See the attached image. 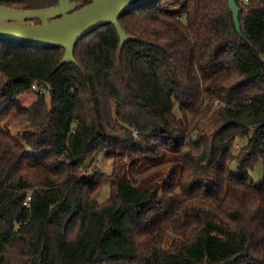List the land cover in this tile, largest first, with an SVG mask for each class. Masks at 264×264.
Instances as JSON below:
<instances>
[{"label":"trees","instance_id":"trees-1","mask_svg":"<svg viewBox=\"0 0 264 264\" xmlns=\"http://www.w3.org/2000/svg\"><path fill=\"white\" fill-rule=\"evenodd\" d=\"M234 1L242 36L227 0H148L56 71L0 42V264H264V0Z\"/></svg>","mask_w":264,"mask_h":264},{"label":"water","instance_id":"water-1","mask_svg":"<svg viewBox=\"0 0 264 264\" xmlns=\"http://www.w3.org/2000/svg\"><path fill=\"white\" fill-rule=\"evenodd\" d=\"M16 2L21 0H1ZM148 0H57V5L42 10H15L0 6V42L36 49H63L64 54L55 68L75 65L74 48L79 40L111 25L117 32L120 49L130 38L118 20ZM235 31L242 36L239 7L227 0ZM37 20L38 24L30 21Z\"/></svg>","mask_w":264,"mask_h":264},{"label":"rangeland","instance_id":"rangeland-1","mask_svg":"<svg viewBox=\"0 0 264 264\" xmlns=\"http://www.w3.org/2000/svg\"><path fill=\"white\" fill-rule=\"evenodd\" d=\"M30 22L35 24V22H37V20H32ZM43 92L44 91H42V93ZM35 101H36V94L35 93L27 94V95H25V96H23L17 100L18 104H20L24 108H28ZM173 112L177 117H179V114H178L176 108L174 109ZM243 142L244 141H240L239 143L241 144ZM94 165L99 167L101 170H103L105 172H110L112 170V164H111L110 158H106V157L101 156V155L96 159V161L94 162ZM231 171L233 173H235L234 164H232V166H231ZM262 175H263V168H262L261 163H258L254 167V169L249 172V177L255 185H259L261 183ZM108 196H109V187L104 186L102 188V191H101L100 196L98 198V202L100 204L103 203L108 198Z\"/></svg>","mask_w":264,"mask_h":264},{"label":"flooded vegetation","instance_id":"flooded-vegetation-1","mask_svg":"<svg viewBox=\"0 0 264 264\" xmlns=\"http://www.w3.org/2000/svg\"><path fill=\"white\" fill-rule=\"evenodd\" d=\"M35 24H36V22H35Z\"/></svg>","mask_w":264,"mask_h":264}]
</instances>
